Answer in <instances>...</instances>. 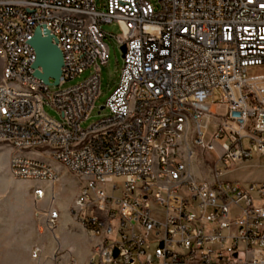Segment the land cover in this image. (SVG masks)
<instances>
[{"label": "built area", "instance_id": "obj_1", "mask_svg": "<svg viewBox=\"0 0 264 264\" xmlns=\"http://www.w3.org/2000/svg\"><path fill=\"white\" fill-rule=\"evenodd\" d=\"M158 3L107 0L98 12L95 0H0V143L12 151L10 173L35 183L36 200L43 183L59 182L49 161L79 181L72 214L97 240L87 264H264V184L223 179L264 156V0ZM111 23L119 36L102 30ZM37 28L62 52L58 86L91 75L52 93L35 75ZM107 38L125 47L122 75L109 116L83 129L101 94ZM43 215L55 232L53 195Z\"/></svg>", "mask_w": 264, "mask_h": 264}, {"label": "rangeland", "instance_id": "obj_2", "mask_svg": "<svg viewBox=\"0 0 264 264\" xmlns=\"http://www.w3.org/2000/svg\"><path fill=\"white\" fill-rule=\"evenodd\" d=\"M148 1L156 8L159 6L158 0ZM95 3L98 12L106 10L107 0H95ZM102 30L113 37L121 34L117 23L103 24ZM105 42L109 46L110 56L108 64L101 65V94L96 100V108L82 123L83 129L109 116V109H100L106 106L122 75L124 58L121 46L114 38H107ZM2 69L3 60L0 59V78ZM91 73L92 70H88L64 86L51 85L50 91L54 93L60 88L82 83ZM221 99L222 90L216 89L211 100L213 112L216 110L215 104ZM44 110L50 118L63 121L61 113L51 105H45ZM244 144L248 145L246 142ZM5 147L8 146L0 143V264H57L50 255L47 259L41 256L34 260L31 253L36 246H44L45 252L49 250L52 252L56 246L53 241L56 232L60 235L59 241L63 247H73L76 264H86L90 256V242L78 230L76 231L71 218L76 191L79 193V181L61 166L58 169L59 182L53 187L43 183L42 187L46 189L47 194L44 199L36 200L33 194L34 182L15 179L10 173V168L4 170L7 161ZM201 167V165H192L195 176L203 179L210 177L209 170H203ZM223 179L246 184H264V156L255 154L252 158L235 165L224 172ZM114 182L121 183L122 179H115ZM107 190L110 193L109 187ZM51 195L55 198V205L60 212L59 224L55 232L47 229L43 215L50 205Z\"/></svg>", "mask_w": 264, "mask_h": 264}, {"label": "water", "instance_id": "obj_3", "mask_svg": "<svg viewBox=\"0 0 264 264\" xmlns=\"http://www.w3.org/2000/svg\"><path fill=\"white\" fill-rule=\"evenodd\" d=\"M36 53L35 69L36 77L43 81L46 85L58 86L62 75L64 65L63 55L56 44L53 43V38L49 32L44 33L37 28L33 39L30 42ZM121 50L125 54V47ZM53 81V83H51ZM101 107L100 110H104Z\"/></svg>", "mask_w": 264, "mask_h": 264}, {"label": "crops", "instance_id": "obj_4", "mask_svg": "<svg viewBox=\"0 0 264 264\" xmlns=\"http://www.w3.org/2000/svg\"><path fill=\"white\" fill-rule=\"evenodd\" d=\"M1 80V78H0ZM5 149V154H6V158H7V161H6V164H5V169L4 170H9V157H10V154H11V149L10 148H4ZM27 156H30L32 158H36V159H43V156L38 153V152H28L26 153ZM49 161V160H48ZM57 170L59 169V167H61L60 164L58 163H55V162H52V161H49ZM63 167V166H62ZM64 168V167H63ZM49 185V184H47ZM50 186V185H49ZM78 189L80 191V185L78 184ZM77 189V190H78ZM46 190V189H45ZM47 194V193H46ZM79 193H77L76 191V197L78 196ZM76 199V198H75ZM56 206V205H55ZM57 208V207H56ZM58 209V208H57ZM59 211V210H58ZM72 218V224L74 225L76 231L78 230V232L82 235H84L88 241L90 242V254H91V251H92V248L93 246L97 243V240L95 239V237L89 233L88 231H86L83 226L81 225V223L73 216L71 217ZM59 238H60V235L56 232V236H54V242L56 244L55 246V249L51 252V250H49V252H45L46 251V248H44V246H42V250H41V253L39 255V257L41 256H44V258L47 259V256L50 255L52 256L53 260L54 261H57V264H68L69 261H70V258L73 257L75 260V256H74V249L72 246H68V247H63L59 241ZM53 239V238H52ZM57 250L59 251V256L58 258L55 260V254L57 252ZM32 253V252H31ZM46 253V254H45ZM38 257V258H39ZM37 258V259H38ZM89 259V258H88ZM36 260V259H34ZM77 262V260H76ZM88 262V261H87ZM76 264V263H75ZM87 264V263H86Z\"/></svg>", "mask_w": 264, "mask_h": 264}]
</instances>
